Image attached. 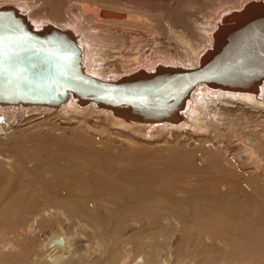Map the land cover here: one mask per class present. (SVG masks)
Wrapping results in <instances>:
<instances>
[{
  "label": "bare ground",
  "instance_id": "6f19581e",
  "mask_svg": "<svg viewBox=\"0 0 264 264\" xmlns=\"http://www.w3.org/2000/svg\"><path fill=\"white\" fill-rule=\"evenodd\" d=\"M256 1H260L257 7H254L253 4L250 5V3H255ZM216 2H219V0H217ZM234 4L232 3V6L231 4H229L230 7L224 6L219 10L215 9L218 10L217 17L213 18L212 24H210V20L208 23H205V26L203 25L204 28L196 27L198 24L200 25L201 22L195 23L197 24H194L195 28L202 30V33H200L199 35H197V30L195 28L194 29L196 31L194 30V32H191L190 25H192L193 23L190 24V22H185L186 19H184L182 15L177 14L174 17H172V15H167V17L169 16L167 20V27L164 26V29L166 31H160H164L170 34L171 42L169 41V43L175 47L174 49H176V47L177 49L182 48L187 51V54L193 55H190L192 59L190 56H188L190 57L189 59L182 60L181 58L170 56L166 53H162L161 51L158 52L159 50L157 51L159 55L155 56L156 58L153 59L152 56L154 55H147L146 49V51H143L144 49L142 50V46L136 45L139 42L137 41V39L140 38L136 39L137 43L134 44L136 45L134 46L135 48H131V50H128L129 52H127V54H123L121 50L124 49L125 44H127L130 39L134 41L136 37L128 35L127 30H125L126 32L122 31V23L128 22L131 19V16H133L132 14L125 11H117L113 9V11L107 10L104 12L102 9L97 8L91 11L93 17L97 19L96 23L97 21H99V23L102 24H121V31H119V34H116L117 31L114 30L116 31V35L108 36L100 33L102 32V29L99 30V27L95 26L96 24L92 23L93 25H91L93 18H91V14H89V17L86 16L87 18H85V20L83 19L84 21H82L81 17L74 13L76 10H73L74 12L71 10L72 12L70 13V15H72V19L60 22L59 17H52L42 11L36 12V5H32V3L30 5L27 0H0V12L7 11L13 14V17H15L18 23H22L21 25H23L26 31L31 35L42 39H52L54 37H58L57 39L59 40L63 38L69 43L76 44L80 55L79 70L83 74V76H85L92 82H95L96 84L98 83L115 88H124L137 84L144 85L149 83V85H156L160 84V82L169 81L173 82L176 85L171 86L170 88L163 91H156L154 89L151 93L152 101L150 100L151 102L147 108L142 104L134 103L131 106L124 105L116 103L117 100L114 99L98 98L97 96L93 95H80L71 92L58 98L57 100L45 103L20 100H0V140L2 136L11 137L10 133L12 132V130H14V126H17L15 124L18 123V119L20 120L21 118L34 120L35 117L40 116V118H36V120H40L57 116L62 120L64 119L68 121V124L69 122H71L72 124H79L80 122L85 123L83 119L90 117L96 119L97 121L101 120L102 122H107L110 125V128L117 133H123V135L130 134L135 137H139V139L143 142L155 141L157 137L161 136L164 133H188L189 135L191 134L193 136L196 135L206 137V135L208 136L211 133H217L218 136H224L222 134V132H224L229 145H233L234 147L239 148V145L242 146L246 141L247 143H245V145L247 146V150L251 151V153L254 152L255 155L260 156V158L264 160V139L261 138V134L263 131H261L260 133L258 131H255L254 129V131H251L249 129L250 133H247L246 131V133H244L242 132V129L245 127L241 128L242 123L240 126L241 129L239 130L240 134H237V132H235V130L233 129L234 126L238 125L237 123V125H235L234 123L235 121L233 119L235 116L247 113L249 114L248 116L250 118L251 116L253 117L255 113L254 117H256L257 120H259L258 117L262 119L264 118L263 116H260L261 114H264V75L260 70L256 71V69L260 68V66H264V62L259 61L256 58H253V60H247L246 64L240 65V67H236L240 71L237 70L233 75V78H235V80H231L226 84L224 83V81H206L192 85L199 79L205 78V75H203L204 73L202 72H206L207 70L204 68H206L208 64L210 65V63L216 60L217 56H219L225 49H227V45L230 42V46L232 45L233 49L227 56L220 58L221 62L226 59L232 65H235L243 58V52L247 54L246 52L252 53L253 50H256L257 54H260L259 57L261 59L264 58L262 57L264 56V24L259 26L257 24L264 23V0H239V2H235ZM217 5L219 6V3ZM83 10L84 8L82 9V13ZM84 11L87 12L90 10H88V8H85ZM151 11L153 12V10ZM69 12L67 13V16ZM86 12L84 13L85 15L88 13ZM148 12L149 15L157 14V10L153 14L150 12V10ZM241 12L242 14L240 15ZM160 14L162 15V12ZM206 14L208 15V12ZM137 15H134L133 18H136ZM139 15L138 16L140 17V19L144 18L143 13ZM157 15H155L156 19L152 17V20L154 18V23L156 20H160L162 17H159L160 15H158L157 17ZM145 18L148 17L146 16ZM162 18H164L163 21L166 20L164 14ZM134 20L137 21L136 19ZM152 20L148 18V21H145V23ZM130 22H133V19ZM157 22L161 23V21H156V24ZM140 23H144V19ZM233 23L235 24L232 25ZM152 24L150 25L152 29L149 28L150 32H154L155 30L157 31V27H154L153 24V27L155 28L154 30ZM158 28L161 29L160 27ZM154 33L152 34L153 36H155ZM158 33H156V37H159L157 36ZM163 33H161V35H163ZM110 37H113V41L115 38H119L121 44L119 43L118 47H107V44H105L104 40L106 38L110 40ZM195 38H198L199 40L196 41ZM125 39H128L127 43ZM162 39L165 40L166 38ZM132 40L130 41V45L133 46V43H131L133 42ZM158 41L156 42V45L160 44ZM255 42H257L256 45H254ZM116 43L117 40L115 44ZM162 44L165 45L164 43ZM127 45H129V43ZM172 45L170 46L171 49L173 47ZM165 47L169 48V46ZM156 50L157 49H154L153 51L150 50L151 54H156ZM222 55H220V57ZM148 57H150L152 60L147 61ZM110 58H112L111 62H113L112 64H110L112 70L106 68L109 65V61L107 60H110ZM218 63L219 60L212 65L213 68H211L212 70H210L213 71L216 70L214 68H220V64L218 65ZM121 64L128 65L125 67L121 66V68ZM215 65L218 66L215 67ZM183 73L188 74L184 76L182 75ZM171 74H180L179 76L181 77H172ZM154 85L152 88H154ZM189 85L192 87H190L189 90L187 89V91L185 92L186 87ZM169 96L175 97V100L171 101L172 103L165 102ZM219 117H222L223 119H219ZM29 121H27L26 123L28 124ZM261 122L263 124L264 119ZM214 126H216L217 128L215 129ZM238 127L239 125L236 128ZM225 128H227L228 130H226ZM248 128L250 127L248 126ZM259 133L261 136L259 135ZM0 142L2 144V141ZM102 154H105L108 161L113 159L111 150H107ZM262 159H260L261 162ZM26 164L27 163H25L24 165ZM38 166L34 165V168L31 167L32 171H35L34 173H36V171L39 172L40 170H43V168H40L41 166ZM106 168L110 173L106 175L104 174L102 176L89 177L88 179L85 178L86 180L83 179L84 182L81 180L83 177H80V175L78 176L81 178H79L80 181L78 180V177H73L77 178L75 180H78L80 182H78L80 185L76 186L74 183L75 186L72 187L74 189L71 188V190H73V192L70 194L72 196L71 201H69L70 199L67 200L66 192L64 194L62 193L63 190L60 191L54 188V186H51L50 182H48L49 180L46 178V181H44L43 177L42 180L38 177H35L36 174L29 172V168H23L20 170V172L16 170L15 172L18 171L17 174H15L13 170V172L11 171V173H14L13 175H8L5 171L6 175L4 176H6V178H4V176L3 178H0V232L2 233V237L0 240V258L5 259L6 261H10L8 264H129L130 252L132 250H129L127 246L129 244L126 240H123L121 236V231L124 228V224L117 223V220H113V211H111L109 208L95 204V202L106 203L107 200L113 201V173L117 169L114 168L115 170L113 171V166ZM118 170L117 172L121 173ZM43 171L46 172V170ZM136 173L131 172V174ZM7 176H9L10 178ZM83 176L85 177V175ZM138 177L140 180H142V177H140V175ZM90 178H93L94 182L90 181ZM257 178L264 179V172H262V175ZM260 179H257L256 182L258 186H255V184L245 185L247 183L243 184L234 182L233 186L236 189L228 187V184L225 181L226 178L222 177L221 179L217 180V182H215L216 184H212V200H207L211 202L209 206H207L208 204L205 205L200 200L201 204H195V207L190 212L181 211V213L178 214L179 216H174V221L177 225V229H175V232H179L178 226L180 224L182 226L184 225V228L182 227V229L183 231H190L187 237L190 239V237L193 235L192 231H194V228L215 227L217 220L220 219L219 217H221L222 220L227 221L229 226L234 230H236L234 224L239 222L242 225L241 230H250V228H256L258 224L263 228L264 218H262L263 216H260V214L262 212V207L264 206V192L261 187ZM81 183L84 184L82 185ZM49 184L53 188V190L56 189V191H60L61 194H57L55 193V190H51L50 186H48ZM225 197H230V199H228V201H223L226 203V205L224 207V210L222 211L220 205ZM38 199H44L45 204L44 211H40L37 213L40 208ZM58 201L60 202L58 203ZM54 202H57L60 209L50 208L51 205L54 204ZM49 204H51L50 207ZM249 209H255V214H251L249 212L248 216H245L246 212H248ZM55 213L58 215V224L63 228L52 233H47L42 237L41 241L36 240L37 237L35 236V225H37L38 220L44 216L52 217ZM171 213L173 214V212ZM71 216H73L74 218L77 217L76 223H73V221H67ZM136 216L137 215H135V217ZM163 216L164 215H162V217ZM80 217L85 220L82 221ZM178 217L182 219V223H180V219ZM53 218L55 217L53 216ZM156 218L159 217L157 216ZM165 218L162 219L164 220ZM245 219L248 220L246 224L244 223ZM171 221L173 222V220H170V222ZM75 225L76 227H79H77L76 230L74 229L75 231H71V228ZM168 232H165L166 235H168ZM260 236L264 238L263 234H260L259 237ZM39 243L40 245L38 249H36L33 244ZM135 243L137 244L138 248H140V250L145 249L147 254L145 259H141L142 262H138L136 264H154L153 262H155L158 253V244H156V246L148 245L146 244V242L140 243V241H135ZM255 246L257 247L258 243L255 244ZM258 248H253L255 251H251L249 253V256L251 257L253 255L254 260L255 258H258V260L260 261L262 258L260 257L261 254L259 253H262V250ZM137 251H139V249ZM6 252L8 253L5 254ZM253 258H250L251 261H248V264L257 263L254 262ZM217 261L218 260H213L209 264L224 263V261ZM160 264L168 263L165 262ZM234 264L236 263L234 262Z\"/></svg>",
  "mask_w": 264,
  "mask_h": 264
},
{
  "label": "rangeland",
  "instance_id": "374dc122",
  "mask_svg": "<svg viewBox=\"0 0 264 264\" xmlns=\"http://www.w3.org/2000/svg\"><path fill=\"white\" fill-rule=\"evenodd\" d=\"M27 1L29 2L30 5L31 3L32 5H36L35 6L36 12L42 11L52 17L53 16L59 17L60 22L66 20L68 21L72 19V15H70V13L73 10L79 11V12L76 11L73 12L76 13L79 17H81L82 21H84L85 18L89 17L90 16L89 14H91L92 13L91 11H93V9L95 8L102 9L103 11H107V10L113 11V9L117 11L118 10L125 11L132 14L133 16L143 13L144 18L142 19H140L139 17L142 15L139 16L137 15V17L139 18L137 17L133 18V16H131V19L128 22H124L125 25L124 23H122L124 27L121 26V24L119 23H118L119 25L117 23L102 24L99 23V21H97L96 23L97 19H95L91 14V18L93 17L91 25L96 24L95 26L99 27V30L102 29L101 30L102 32L100 33H103L104 35H108V36L110 35L115 36L116 34H119V31H121V27H122V31L127 30L128 35L133 37L136 36L134 41L130 39V41L131 40L133 41L131 42L133 43V46L130 45V41L128 42L129 45H127L128 39H125L127 44H125L126 47L124 46V49L121 50L123 54H127V52H129L128 50H131V48L132 49L135 48L134 46L137 45V46H142V50L144 49L143 51L147 50L146 51L147 55L149 56L154 55L152 56L153 59L156 58L155 56H158L159 55L158 52L161 51L162 53H166L176 58H181L182 60L189 59L193 55L190 54L191 55L190 56L189 54H187V51L182 48L177 49L176 47V49H174L175 47L169 43V41L171 40L170 34L164 32L166 31L164 29V26L167 27V20L169 18V16L167 17V15L170 16L172 15V17H174L177 14L182 15L184 19H186L185 22L187 23L190 22V24L193 23L192 24L193 26L190 25V30L191 32H194V30L196 29L195 25H197L195 23L201 22V24L200 25L198 24L199 26L197 25L196 27L204 28L205 26L204 24L208 23L209 20L211 21L210 24H212L213 22L212 20L213 18L217 17L219 9L223 8L224 6L230 7L229 4H231L232 6V3L234 4L235 2H239V0L237 1L231 0L232 2L230 0H226V1L219 0V2H216L217 0H27ZM259 2L256 1L255 3H250V5L253 4L254 7H257ZM218 3L219 6L217 5ZM81 7L82 9L84 8V10L85 8L86 9L88 8V10L90 11H87L88 12L87 13L86 11L83 10L82 13ZM158 7L160 8V10ZM180 8L182 11L180 10ZM148 9L152 14L157 10V14L160 15L159 17L161 16L163 17L164 14L166 20L163 21L164 18L161 17L162 20L159 18L160 20H156V21H161L162 24L157 22L158 24L157 25L156 21L155 23L153 21L154 18L156 19L155 15L157 14H153V15L150 14L151 15L150 18ZM151 10H153V12ZM68 12H69L68 14L69 17L67 16ZM85 12L87 13L86 15L84 14ZM161 12L162 15L160 14ZM207 12L208 15L206 14ZM241 14L242 12L240 13V15ZM146 16L151 20L152 17H154L152 20L153 22L149 21L150 23L149 22L145 23V21H148V18H145ZM187 17H188V21H187ZM132 19L133 22H130ZM134 19H136L137 21H135ZM143 19H144V23H140L143 21ZM152 23L154 24V27H157V29L159 30L157 31L159 33L155 30ZM151 24L155 30V31L153 30L155 33L150 32V29H152L150 26ZM234 24L235 23H233L232 25ZM158 27H160L161 29H159ZM103 29L106 31H104ZM114 30H116L117 32ZM160 30H164V31H160ZM196 30H197V35L202 33L201 29H196ZM153 33L155 36L152 35ZM156 33H158L157 36H159L160 38L156 37ZM161 33H163V35H161ZM162 38H166L165 39L166 41ZM112 39L113 37L112 38L110 37V40L107 38L105 39L107 41L104 40L105 44H107V47H114V46L118 47V44L120 43L119 38L114 39L115 42L117 40L116 44ZM136 39L137 41H139L138 43L136 42ZM140 40H142L143 42ZM195 40L198 41L199 39L195 38ZM157 41L160 44L164 43L165 45L163 44L156 45ZM171 45L173 46L172 49L170 48ZM165 46H169V48ZM154 49H157L155 51L156 54L154 52H153L154 54H151L150 50L153 51ZM111 59L112 58H110V60H107L109 61V65L106 68L107 69L109 68V70H112L110 64H112L113 62H111L112 61ZM148 60H152V59L148 57L147 61ZM127 65L128 64H121L120 67L121 66L125 67ZM248 115L249 114L245 113L243 115L235 116L233 119L235 121L234 123L235 125L238 124L239 127L236 128L238 126L237 125L234 126L233 129L235 130V132H237V134H240L239 130L243 127H245L242 129V132L244 133L246 132L248 133L249 129L251 131L255 130L260 133L261 131H263L261 134L262 136L260 135V133L259 135L261 136V138L264 139L263 136L264 122L263 124L261 122L264 118L262 119L258 117L259 120H257V118L254 117L255 113L253 117L250 115L251 116L250 118ZM260 116L264 117V114H261ZM38 117L40 118V116ZM38 117H35L34 120L29 119L31 121L24 118L23 119L21 118L22 120L18 119V123L15 124L17 126H14L13 128L14 130H12V132L10 133L11 137L10 136L1 137L0 141H2L3 145L0 142L1 144L0 145V178H3V176L6 175L5 171L8 175L10 174L13 175L14 173L17 174L18 171L20 172V170L23 168L30 169L31 167L34 168V165L35 166L39 165L38 167L41 166L40 168H43V170H46V172L39 169L40 170L39 172L36 171V173H34L35 171L33 172L32 168L30 170L28 169L29 172L36 174L35 177H38L41 180L42 177L44 178V181L48 179L49 180L48 182H50L51 186H54V188H56L57 190L60 191L63 190L62 193L64 194L66 192L67 200L70 199L69 201H71L72 196L70 194L73 192L71 188L75 185L76 186L80 185L79 184L80 177H83L82 179L81 178L80 179L84 182V180H86L85 178L88 179L89 177L102 176L104 174L106 175L110 173L106 167L113 166V171L115 169L117 170L119 169L118 171L121 173H118L117 170H115L114 172L115 174L113 173V201L107 200L106 203L95 202V204L109 208L111 211H113V220L115 221L117 220L116 221L117 223L124 224V228L121 231L122 232L121 236L122 239L126 240L127 243L129 244L127 245L129 250H132L130 252L129 264H136L138 262L140 263L142 262L143 259L146 258L147 255L146 250L145 249L140 250V248H138L135 241H140V243L146 242V244L148 245H155V246L156 244H158L157 245L158 253L155 262H153L154 264H160L165 262H167L168 264H177V263L209 264L213 260L214 261L218 260L217 262L224 261V263L222 264H232V263L234 264V262L236 264H240V263L248 264L251 261L250 258L251 257L253 258V255L250 257L249 253L251 251H255L254 249L255 248L257 249L258 247H259L258 249L262 250V253L259 254H261L260 257L263 260L261 259L259 261L258 258H255V260L253 258V260L255 263L259 262L258 264L264 263V238L262 236L259 237L260 234L264 235L263 233L264 227L263 228L260 227L259 224L257 225L256 228H250V230H243V229L241 230L242 225L239 222L240 225L239 223L234 224L237 230L236 231L229 226L227 221H224L222 220L221 217H219L220 219L217 220L215 227L194 228L193 229L194 231H192L193 235L190 237V239L187 238L190 231L189 232L187 230L183 231L182 229L184 225L182 226L180 224L181 226L180 225L178 226L179 232H175L176 231L175 229H177L176 227L177 225L176 222L174 221L175 219L174 216L176 217L179 216L178 214L181 213V211L190 212L195 207V204L196 205L199 203L201 204V202H203L205 205L208 204L207 206H209L211 202L207 200L208 199L212 200L213 197L211 193L213 186L212 184H216L215 182H217V180L221 179L222 177L226 178L225 181L228 184V187H231L232 189H236L233 186L234 182H239L243 184L247 183L245 185L255 184V186H258L256 182L257 179L260 178L257 177L262 175V172H264V160L260 158V156L255 155L254 152L251 153V151L247 150L246 148L247 146L245 145V143H247L246 141L242 145L244 147L239 145V148L238 147L236 148L233 145H229V143L227 142V137L225 136L224 132H222L224 136H218L217 133H211L208 136L206 135V137L205 136L201 137L196 135L193 136L191 134L189 135L188 133L186 134L164 133L155 139L156 142L155 141L143 142L139 139V137H135L130 134L129 135L126 134L128 137L125 134L123 135V133H121L122 134L121 135L119 132L117 133L114 130H112L107 122H102L101 120L97 121L96 119L90 117L83 119L85 123L80 122L79 124H75V123L72 124L71 122H69L68 124V121L64 119L62 120L60 117L57 116L52 118L49 117L47 119L36 120V118L38 119ZM86 119L89 121H87ZM219 119H223V118L219 117ZM238 120L240 121V124ZM27 121H29L28 124L26 123ZM41 123L42 124L45 123V124L42 125ZM81 123L83 124V126ZM248 126L250 128H248ZM214 127L215 129L217 128L216 126ZM225 129L228 130L227 128ZM41 137L43 140L41 139ZM9 143L11 146L9 145ZM107 150H111V153L113 154L112 160L108 161V159H106L105 154H102ZM31 157L33 158V160ZM238 157H239V161H238ZM260 159H262V162ZM51 161L54 165L51 163ZM14 163L17 165H15ZM25 163L27 164L24 165ZM21 164L24 165L25 167L22 166ZM13 170L14 173H11V171L13 172ZM16 170L18 171L15 172ZM131 172L133 173L138 172L139 174L138 173L131 174ZM79 175L80 177H78ZM83 175H85V177ZM139 175L140 177H142V180L139 179L138 177ZM73 177H78L79 181L75 180L77 178H73ZM4 178H6V176H4ZM90 179H91L90 181L94 182L93 178ZM260 180H261V187L264 192V179H260ZM59 181L62 184H60ZM76 182L79 183L77 184ZM50 184L48 186H50ZM81 184L83 185L84 183ZM51 186L50 188L51 190H53ZM56 189H54L55 193L61 194V192L60 191L57 192ZM228 199H230V197H225L222 200L220 205L222 211L224 210V207L226 205V203L223 201L224 200L228 201ZM38 201L40 208L37 211V213L40 211H44V204H45L44 199H40V200L38 199ZM59 202L60 201H58V203ZM54 204L52 205L49 204V207L51 205L50 207L51 209L54 208L58 209L59 206L57 202L56 203L54 202ZM173 208L174 209L176 208L177 210H179L180 208V210L177 211L176 209L174 210ZM170 211L173 212V214ZM249 212L251 214H255L254 212H256V210L249 209V211L246 212L245 216H248ZM135 215H137L136 216L137 218L135 217ZM155 215L156 217L158 216L159 218H156ZM162 215L164 216L162 217ZM53 216L55 218H53ZM53 216L52 217L44 216L38 220L37 225H35V230H36L35 236L37 237L36 240L41 241L42 237L45 236L47 233H52L63 228L58 224V220H57L58 215L55 213L53 214ZM73 216L69 217L67 221L69 222L73 221V223H76L77 217L74 218ZM260 216H263L262 218H264V206L262 207V212ZM162 218H165L167 221L165 219L163 220ZM178 218L180 219L179 220L180 223H182L183 222L182 219L180 217ZM80 219H82V221L85 220L81 217ZM170 220H173V222L172 221L170 222ZM247 222L248 220L245 219L244 223L246 224ZM73 227L71 228V231H75L79 226L76 227L75 225ZM165 232H168V235H166ZM178 234L180 235V237ZM1 237H2V233L0 232V240ZM256 237L259 239H257ZM257 243L258 246L256 247L255 244ZM260 243H262L263 245ZM33 245L35 246L36 249H38L40 243ZM138 249L139 251H137ZM7 253L8 252H6L5 254ZM9 262L10 261H6L5 259L0 258V264H8Z\"/></svg>",
  "mask_w": 264,
  "mask_h": 264
},
{
  "label": "water",
  "instance_id": "95a60500",
  "mask_svg": "<svg viewBox=\"0 0 264 264\" xmlns=\"http://www.w3.org/2000/svg\"><path fill=\"white\" fill-rule=\"evenodd\" d=\"M13 16L7 11L0 12L1 101L20 100L45 103L57 100L71 92L80 95H93L98 98L114 99L117 100L116 103L124 105L142 104L147 108L152 101L151 93L154 89L163 91L171 86H176L169 81L160 82V84L156 85H149V83L144 85L137 84L124 88L96 84L80 72V55L76 44L69 43L63 38L58 40V37L52 39L35 37L27 32L25 27L21 25L22 23H18ZM257 24L259 26L264 23ZM230 44L231 42L227 45V49L220 54H223L221 57L220 55L217 56L216 60L204 68L207 70L202 72L205 78L199 79L192 85L206 81H224L226 84L231 80H235L233 75L239 70L236 67L246 64L247 60L256 58L264 62V58L261 59L259 57L260 54H257L256 50H253L252 53L246 52L247 54L243 52V58L235 65H232L226 59L221 62L220 58L227 56L232 51L233 46H230ZM218 60L220 68L215 65L217 68L214 69L216 70L211 71L212 65ZM257 70H260L264 75V66H260ZM186 74L188 73H183L182 75L185 76ZM179 75L171 74L172 77L176 78L181 77ZM153 85L154 88H152ZM190 87L192 86H187L185 92ZM173 100H175V97L169 96L165 102L170 103Z\"/></svg>",
  "mask_w": 264,
  "mask_h": 264
}]
</instances>
